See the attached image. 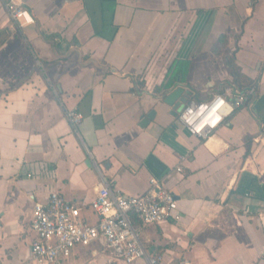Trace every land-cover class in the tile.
Listing matches in <instances>:
<instances>
[{"label": "crops", "instance_id": "obj_1", "mask_svg": "<svg viewBox=\"0 0 264 264\" xmlns=\"http://www.w3.org/2000/svg\"><path fill=\"white\" fill-rule=\"evenodd\" d=\"M10 1L0 0V264H47L31 258L30 224L53 192L96 224L102 177L128 197L157 180L177 198L180 222L142 227L159 264H264V0H15L34 18L24 27ZM178 88L186 105L256 93L205 142L165 104ZM52 264L126 263L97 241Z\"/></svg>", "mask_w": 264, "mask_h": 264}, {"label": "built area", "instance_id": "obj_2", "mask_svg": "<svg viewBox=\"0 0 264 264\" xmlns=\"http://www.w3.org/2000/svg\"><path fill=\"white\" fill-rule=\"evenodd\" d=\"M6 10L19 27L34 24L30 12L15 0L6 4ZM255 93V88L244 93L228 90L225 95L190 102L179 113L178 122L192 137L207 142L229 117L252 101ZM66 117L74 127L83 120V115L76 111H68ZM150 183L145 194L128 197L102 177L96 197L89 205L97 218L94 225L83 219L77 203L59 192H53L45 203H35L30 224L32 260L52 264L59 258H70L76 247L86 248L98 241L112 262L133 264L145 259L148 264H159L161 258L149 257L144 248L142 227L178 223L181 215L175 195L157 180Z\"/></svg>", "mask_w": 264, "mask_h": 264}, {"label": "water", "instance_id": "obj_3", "mask_svg": "<svg viewBox=\"0 0 264 264\" xmlns=\"http://www.w3.org/2000/svg\"><path fill=\"white\" fill-rule=\"evenodd\" d=\"M184 90L181 88H178L174 91H172L171 93L167 94V96L164 98V102L165 104L172 106L175 111H178L179 109H183L184 106L187 103V98H181V96L183 95ZM179 99H181L179 101ZM155 115V112H152L148 117L146 122H149L150 119H153Z\"/></svg>", "mask_w": 264, "mask_h": 264}, {"label": "clouds", "instance_id": "obj_4", "mask_svg": "<svg viewBox=\"0 0 264 264\" xmlns=\"http://www.w3.org/2000/svg\"><path fill=\"white\" fill-rule=\"evenodd\" d=\"M217 119H219V117L217 118ZM207 121H205V123H206ZM203 127V125L201 126V128Z\"/></svg>", "mask_w": 264, "mask_h": 264}]
</instances>
